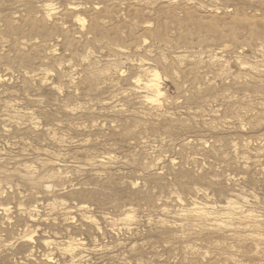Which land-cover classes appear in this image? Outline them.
Here are the masks:
<instances>
[{
  "label": "rangeland",
  "instance_id": "rangeland-1",
  "mask_svg": "<svg viewBox=\"0 0 264 264\" xmlns=\"http://www.w3.org/2000/svg\"><path fill=\"white\" fill-rule=\"evenodd\" d=\"M0 264H264V0H0Z\"/></svg>",
  "mask_w": 264,
  "mask_h": 264
},
{
  "label": "bare ground",
  "instance_id": "bare-ground-1",
  "mask_svg": "<svg viewBox=\"0 0 264 264\" xmlns=\"http://www.w3.org/2000/svg\"><path fill=\"white\" fill-rule=\"evenodd\" d=\"M154 76V75H153ZM155 80L151 81V83L148 85V87L151 89V90H154L155 91V95L158 96V98L160 96H162L164 93L161 89V86L159 84V77L157 75H155ZM153 78V77H152ZM151 80V79H150ZM147 87V88H148ZM182 202V201H181ZM243 213V212H242ZM230 214V213H229ZM230 216V215H229ZM247 216V215H246ZM245 217V216H244ZM208 218V217H207ZM250 218V217H249ZM247 219V218H246ZM254 220V219H253Z\"/></svg>",
  "mask_w": 264,
  "mask_h": 264
}]
</instances>
